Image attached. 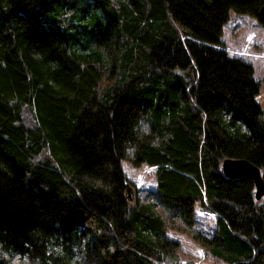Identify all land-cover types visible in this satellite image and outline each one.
<instances>
[{
    "label": "trees",
    "instance_id": "trees-1",
    "mask_svg": "<svg viewBox=\"0 0 264 264\" xmlns=\"http://www.w3.org/2000/svg\"><path fill=\"white\" fill-rule=\"evenodd\" d=\"M263 5L0 0V264H192L171 228L264 264V195L222 169L246 158L264 177V77L222 39ZM125 161L155 167L169 218L128 197Z\"/></svg>",
    "mask_w": 264,
    "mask_h": 264
},
{
    "label": "rangeland",
    "instance_id": "rangeland-1",
    "mask_svg": "<svg viewBox=\"0 0 264 264\" xmlns=\"http://www.w3.org/2000/svg\"><path fill=\"white\" fill-rule=\"evenodd\" d=\"M223 42L231 54L241 55L252 62L255 67L256 78L264 77V23L257 17L249 14H235L225 25ZM185 76H191L192 70H185ZM259 96L264 102V85ZM141 128L149 127L148 121L142 119ZM125 171L133 184L131 194L138 196L141 200H154L157 208L169 218V213L162 207L156 196V180L154 176L155 167L148 164L135 168L127 161L124 162ZM216 215L206 209H196V226L208 235L213 234ZM170 236L181 242L180 254L183 262L191 261L192 264H224L206 251L201 244L196 242L187 233L177 228L170 229ZM22 264H28L24 261Z\"/></svg>",
    "mask_w": 264,
    "mask_h": 264
},
{
    "label": "water",
    "instance_id": "water-1",
    "mask_svg": "<svg viewBox=\"0 0 264 264\" xmlns=\"http://www.w3.org/2000/svg\"><path fill=\"white\" fill-rule=\"evenodd\" d=\"M257 17L264 23V5L258 11ZM192 68V66L190 67ZM222 169L226 176L231 178H240L243 176H249L255 183V195L259 199L264 195V177L260 168L246 158H232L227 157L222 162ZM132 186L128 184L127 193L128 197L132 198L131 194Z\"/></svg>",
    "mask_w": 264,
    "mask_h": 264
},
{
    "label": "clouds",
    "instance_id": "clouds-1",
    "mask_svg": "<svg viewBox=\"0 0 264 264\" xmlns=\"http://www.w3.org/2000/svg\"><path fill=\"white\" fill-rule=\"evenodd\" d=\"M144 131H145V132H147V131H148V128H147V126H145V128H144Z\"/></svg>",
    "mask_w": 264,
    "mask_h": 264
}]
</instances>
